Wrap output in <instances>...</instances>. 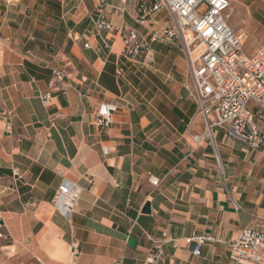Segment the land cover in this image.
Here are the masks:
<instances>
[{"label": "crops", "instance_id": "obj_1", "mask_svg": "<svg viewBox=\"0 0 264 264\" xmlns=\"http://www.w3.org/2000/svg\"><path fill=\"white\" fill-rule=\"evenodd\" d=\"M103 1L119 29L95 36L99 0H0V112L14 115L13 134L0 130V264H239L227 244L205 241L195 257L187 239L264 231V150L217 129L223 179L212 146L192 140L204 125H188L184 50L151 43L147 65L121 52L122 28L149 38L167 8L145 0L156 8L140 21L142 0ZM244 2L264 35L263 1ZM102 103L118 106L103 128ZM256 123L264 137V112ZM61 184L78 193L66 214L53 204Z\"/></svg>", "mask_w": 264, "mask_h": 264}, {"label": "built area", "instance_id": "obj_2", "mask_svg": "<svg viewBox=\"0 0 264 264\" xmlns=\"http://www.w3.org/2000/svg\"><path fill=\"white\" fill-rule=\"evenodd\" d=\"M104 1L99 0L97 16L92 19L90 33L95 36L107 30H118L107 18ZM158 5L165 6L170 19L159 29L149 33V38L141 36L135 29L122 28V55L127 60H146L152 63L154 52L151 43H169L182 48L188 65L191 85L185 84L187 95L195 101L196 112L188 125L192 127L196 120L203 122L200 134H194L192 140L201 146L207 143L213 148L217 168L224 179V169L217 152L214 135L217 129L224 130L236 139L243 140L251 151L264 150V137L256 123L257 115L264 112V46L248 54L243 49V34H238L228 24L229 0H159ZM156 7H149L145 0L138 4L140 21ZM88 47V42L84 48ZM123 67L117 68V74ZM55 82H62L65 72L53 71ZM49 95L42 97L48 101ZM254 103L255 111L249 107ZM118 106L102 103L96 110V123L107 127L113 121ZM13 113L8 109L0 112V130L7 135L13 134ZM107 146L102 153H107ZM13 174L20 176L18 172ZM150 183L158 184V178L149 177ZM60 191L54 197L55 207L69 213L78 193L71 186L60 185ZM236 209L241 207L236 205ZM0 216V227H1ZM4 235L0 232V240ZM217 241L228 246V256L239 264H264V231L243 227L235 239L223 241L215 236L195 235L187 239L191 245V254L198 256L205 241ZM160 252L151 253L146 261L154 262Z\"/></svg>", "mask_w": 264, "mask_h": 264}, {"label": "rangeland", "instance_id": "obj_3", "mask_svg": "<svg viewBox=\"0 0 264 264\" xmlns=\"http://www.w3.org/2000/svg\"><path fill=\"white\" fill-rule=\"evenodd\" d=\"M264 4V0H262ZM230 7L225 10V13L229 15L228 24L236 33L243 34V49L248 53L250 49H254L255 45H262L264 42V35L261 32L257 24V16L253 14V9L256 7L249 6L244 0H229ZM117 48V46H115ZM187 65V62H186ZM185 84L191 85V80L187 73L185 77Z\"/></svg>", "mask_w": 264, "mask_h": 264}, {"label": "water", "instance_id": "obj_4", "mask_svg": "<svg viewBox=\"0 0 264 264\" xmlns=\"http://www.w3.org/2000/svg\"><path fill=\"white\" fill-rule=\"evenodd\" d=\"M142 212H143V213H146V214H148V213L150 212V205H149V203H146V204L144 205V207H143V209H142Z\"/></svg>", "mask_w": 264, "mask_h": 264}]
</instances>
